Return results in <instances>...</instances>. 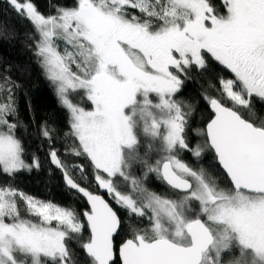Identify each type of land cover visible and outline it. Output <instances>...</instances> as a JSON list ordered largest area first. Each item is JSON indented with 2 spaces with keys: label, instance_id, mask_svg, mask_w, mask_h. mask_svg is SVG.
<instances>
[{
  "label": "snow or ice",
  "instance_id": "6c2138e0",
  "mask_svg": "<svg viewBox=\"0 0 264 264\" xmlns=\"http://www.w3.org/2000/svg\"><path fill=\"white\" fill-rule=\"evenodd\" d=\"M6 3L32 25L29 47L68 114L63 158L55 127H39L49 162L86 207L15 186L41 162L17 135L19 85L4 78L0 264H264V0H73L48 14ZM213 61L218 86L200 111L180 97ZM184 153H211L223 179ZM153 174L163 194L146 186Z\"/></svg>",
  "mask_w": 264,
  "mask_h": 264
},
{
  "label": "trees",
  "instance_id": "16d2710c",
  "mask_svg": "<svg viewBox=\"0 0 264 264\" xmlns=\"http://www.w3.org/2000/svg\"><path fill=\"white\" fill-rule=\"evenodd\" d=\"M38 10L48 14L53 12L55 6H72L73 0H33ZM32 25L11 10L6 0H0V81L6 77L18 84L14 88V98L18 108L19 127L17 135L24 143L26 154L31 156L35 153L41 162L39 170L31 172H20L14 178L15 186L23 191L36 196L42 200H51L60 205L72 204L80 211L86 207L84 201L77 198L76 194L70 192L64 185L61 173L52 167L48 159V141L39 135V127L47 122L50 127L54 126L57 132L54 134L53 146L57 148L63 158L65 145L71 140H65L63 133L68 131V114L56 95L54 86L45 77L34 51L29 47L28 37L32 34ZM215 62H210L209 71L204 73H192L193 80L186 82V86L180 98L197 105L202 111L205 107L201 94L210 85L218 86V77L213 68L218 69ZM4 96L7 92L3 93ZM74 102H80L79 96H73ZM199 111L196 120L199 121ZM192 144L199 141L198 137L190 136ZM184 159L199 168L204 167L206 171L222 180L219 175L211 153H206L199 161H196L190 153L183 154ZM79 163V161H77ZM138 175L140 173H137ZM9 177L0 175V184H6ZM146 186L155 192L163 194L165 185L159 182L155 175H151ZM114 207H116L114 205ZM121 217H125L123 210L116 208ZM125 238L124 231L116 238L119 242ZM74 250L79 251L78 248Z\"/></svg>",
  "mask_w": 264,
  "mask_h": 264
},
{
  "label": "water",
  "instance_id": "95a60500",
  "mask_svg": "<svg viewBox=\"0 0 264 264\" xmlns=\"http://www.w3.org/2000/svg\"><path fill=\"white\" fill-rule=\"evenodd\" d=\"M52 167H54V168H55V166H53V165H52ZM55 169H56V168H55ZM58 171H59V170H58ZM63 182H64V181H63ZM64 185H65V184H64ZM73 193H74V192H73ZM84 203H85V202H84ZM85 205H86V204H85Z\"/></svg>",
  "mask_w": 264,
  "mask_h": 264
}]
</instances>
